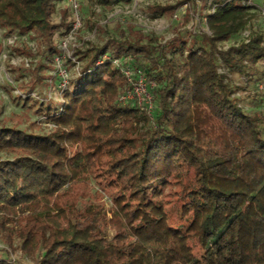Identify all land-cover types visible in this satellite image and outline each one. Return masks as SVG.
I'll return each instance as SVG.
<instances>
[{
	"label": "trees",
	"instance_id": "trees-1",
	"mask_svg": "<svg viewBox=\"0 0 264 264\" xmlns=\"http://www.w3.org/2000/svg\"><path fill=\"white\" fill-rule=\"evenodd\" d=\"M60 1L0 0V29L33 33L54 63L73 24L67 8L55 20ZM247 1L210 0L198 38L139 33L79 51L58 104L16 96L52 128L0 127V264H264V96L247 90L264 81V32L242 36L262 0ZM114 59L155 82L151 114L120 101Z\"/></svg>",
	"mask_w": 264,
	"mask_h": 264
},
{
	"label": "rangeland",
	"instance_id": "rangeland-1",
	"mask_svg": "<svg viewBox=\"0 0 264 264\" xmlns=\"http://www.w3.org/2000/svg\"><path fill=\"white\" fill-rule=\"evenodd\" d=\"M75 1L78 4L82 26L63 49L60 45L65 35L56 36L58 49L62 53L61 68L66 70L68 81L79 75L83 63L78 58L79 51L102 45L111 39L122 41L142 33L155 37L156 43H164L183 29L197 38L200 33L210 34V30L202 20L209 9L210 0L206 5L189 0L172 15L160 17L150 15L152 5H173L179 0H116L111 6L106 7L99 6L90 0ZM64 8L69 10V16L73 21L70 0L58 2L55 20H60L61 11ZM251 30L264 32V14L256 15L250 24V29L245 30L242 36ZM39 45V38L33 33L7 36L0 29V127H17L36 133L47 132L52 128L41 116L27 108L28 105L25 106L16 97L28 92V96L40 101L50 99L57 104L61 101L60 71H57L58 67L55 63L48 62L38 52ZM227 46L228 44L224 47ZM15 47L31 54L28 56L19 54ZM233 79L239 83L245 80L237 76L235 78L233 76ZM247 90L264 96V81L258 82V86L248 83ZM34 123L36 124L33 125ZM10 157V153H0L1 159ZM100 203L108 209L110 206L108 196H102ZM4 247V243L0 240V248ZM12 257L18 258V254H12Z\"/></svg>",
	"mask_w": 264,
	"mask_h": 264
},
{
	"label": "built area",
	"instance_id": "built-area-1",
	"mask_svg": "<svg viewBox=\"0 0 264 264\" xmlns=\"http://www.w3.org/2000/svg\"><path fill=\"white\" fill-rule=\"evenodd\" d=\"M253 2L254 0L247 1L248 4H253ZM70 7L74 16L73 24L72 28L61 41L60 46L62 49L67 45L68 41L73 39V35L75 34V32L82 26V19L78 10L77 2L75 0H70ZM259 13L261 15L264 14V0H262L259 4ZM249 34L250 32H246L243 37L247 38ZM61 56L62 53L60 52V55L55 57L54 63L58 67L57 71H60L59 89L62 91L68 86L69 81L66 70L61 68ZM105 58L109 59L108 56H105ZM127 59H130V57H128ZM113 62L115 65L121 68V71L126 77L128 83L127 87L120 97V101L126 102L128 100H134L137 103L138 107L146 110L148 114H151L155 105V99L152 93V89L155 87V82L148 78L143 72H135L129 63L124 64L120 59H114Z\"/></svg>",
	"mask_w": 264,
	"mask_h": 264
}]
</instances>
